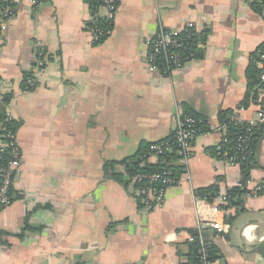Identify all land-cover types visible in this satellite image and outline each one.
I'll use <instances>...</instances> for the list:
<instances>
[{"label": "crops", "instance_id": "0c3cea01", "mask_svg": "<svg viewBox=\"0 0 264 264\" xmlns=\"http://www.w3.org/2000/svg\"><path fill=\"white\" fill-rule=\"evenodd\" d=\"M31 1L19 0L0 36V95L11 96L4 110L18 124L21 158L20 199L0 208V264H186L190 238L213 245L215 264H264V194L250 193L264 183V139L248 179L215 154L219 114L249 122L262 98L259 87L247 96L251 56L264 44V16L251 0H116L100 44L85 29L86 0ZM189 23L207 31L200 59L168 78L151 74L147 42L160 27ZM37 41L45 68L28 91L23 75ZM189 114L207 125L192 144L190 181L145 213L120 162L170 137ZM212 187L237 192L218 236L198 226L192 199Z\"/></svg>", "mask_w": 264, "mask_h": 264}, {"label": "built area", "instance_id": "2783aa9c", "mask_svg": "<svg viewBox=\"0 0 264 264\" xmlns=\"http://www.w3.org/2000/svg\"><path fill=\"white\" fill-rule=\"evenodd\" d=\"M7 7L0 13V36L1 33L8 29L12 19L15 16L19 0H2ZM44 0H32L34 6L39 5ZM89 6V5H88ZM116 0H100L95 7L89 6L90 19L85 25L86 32L90 35L93 44L97 43L104 35L109 37L111 31L100 30L93 25H88L97 19H105L109 23H113L117 11ZM103 11V15L101 14ZM206 30L198 31L194 24L189 23L179 31L167 30L160 27L147 42L148 52L145 58L146 66L151 74H160L164 77H170L174 72L182 69L188 62L187 57L182 54L185 41L194 35L202 36ZM204 36V35H203ZM207 35H205L206 41ZM264 46V44H263ZM258 67L260 69L259 81L264 84V51L257 52ZM46 52L43 43L35 42L33 44V65L31 71L33 77L27 82L29 87H35V75L42 74L45 68ZM261 101L253 119L249 122H243L237 117H232L231 121L234 126H244L242 131L238 132L233 138L225 136L226 129L223 130L224 135L215 147L216 157L230 165L239 166V160H244L252 154L250 150L251 135L258 131L260 138L264 139V88L261 90ZM3 101V95H0V104ZM7 115L6 121H12ZM199 121L192 116H181L174 133L169 139L154 143L148 146L147 151L142 156V160L154 159L161 165L169 167H179L181 173L174 177L173 169H164L157 173H138L132 179L134 185V194L138 199L140 208L149 213L159 207L164 202L166 191L169 188L181 187L185 181H190L188 174V162L191 157L192 144L194 140L201 135ZM224 128V126H222ZM9 138V142L0 148H9L10 161L0 166V208H7L12 203L7 196L8 190L18 191L16 189V176L20 174L21 158L18 145L16 143V133H6L2 136ZM174 151L176 160L167 161L163 156L166 153ZM235 152V153H234ZM252 195L257 196L264 194V183H258L250 190ZM19 192V196H20ZM193 203L197 211L198 226H210L216 232V235H222L228 229L226 218L232 205V199L227 194H217L212 202L198 194L197 191L192 192ZM207 214L212 219H208ZM217 217H221V221H216ZM223 219V220H222ZM194 238H190L192 242ZM200 240V239H199ZM199 258L201 264H215L202 247L199 250Z\"/></svg>", "mask_w": 264, "mask_h": 264}, {"label": "trees", "instance_id": "16d2710c", "mask_svg": "<svg viewBox=\"0 0 264 264\" xmlns=\"http://www.w3.org/2000/svg\"><path fill=\"white\" fill-rule=\"evenodd\" d=\"M88 5L91 7H95V5H97L100 0H86ZM252 10L256 13L259 14H263L264 16V0H251V2L249 3ZM7 7L6 3L3 2L2 0H0V13L3 9H5ZM93 25V27H97L100 30H105V31H112L113 29V24L109 23L107 20L105 19H97L92 23L88 24ZM204 35V36H203ZM202 36L198 35H194L193 37H191L190 39H187L185 41V46L183 47L182 50V54L189 58L188 61H193V60H198L201 57V50L205 44V35H207V31L203 33ZM108 37L106 35H104L102 38H100V40L95 43V44H100L102 42H104ZM260 51H264V46L261 45L256 52H254L251 56V62L254 64H252L251 68L248 70V77L250 79V85L248 87V95H252L251 93L253 92V89L255 87H259V90H263L264 88V84H262L259 81V73H260V69L258 67V58H257V52ZM33 77V73L31 70H29L28 72L24 73L23 75V81H22V89L24 90H32L33 87H29L27 85V82L30 78ZM257 77V78H256ZM11 96L9 95H4L3 96V101L0 104V141L2 142V145H5L9 142V138L3 137L2 136L6 133H16L18 124L15 123L13 120L12 121H6L7 119V115L6 112L4 110L5 105L8 104L9 100H10ZM254 98V96H253ZM243 108V107H241ZM231 112L225 111V112H221L219 114V121L220 124L222 126H224V128L226 129L225 132V136L229 137V138H233L238 132L242 131L244 126H234V124L231 121ZM189 116H192L193 118H195L196 120H198L199 123V128H200V133L203 134L207 131V125L206 122L202 119L199 118L196 115H192L189 114ZM230 116V117H229ZM171 137V136H170ZM170 137H168L167 139H169ZM260 138V134L258 133V131H255L252 135H251V142H250V150L252 152V154H250V156H247L244 160H239V167L240 170L242 171V175L245 177V179H248L249 176V171L255 166V153H256V147H257V142L258 139ZM166 140V139H165ZM148 146H146L144 149H142L143 154H140L137 158H133L130 160H124L122 162H120L121 165H123L125 167V173L127 176H129L131 179L138 173H157V172H161L164 169H173V175L174 177H177L180 175L181 173V169L179 167H169V166H165V165H161L158 161L154 164H148L145 161L142 160V156L145 154V152L147 151ZM235 153V152H234ZM167 161H171L172 160H176V156L174 151L172 153H166L163 156ZM10 155H9V148H7L6 146L3 148H0V166L5 165L8 161H10ZM112 164H107V166L109 167ZM114 178H116L117 180H120V176L115 174ZM0 186H1V178H0ZM199 195L205 197L207 199L208 202H212L213 199L217 196V189L215 187L212 188H207L204 190H198L197 191ZM237 192L235 190L230 191L227 195L229 196L230 199H232L234 197V195ZM237 195V194H236ZM7 196L9 198V201L11 203L17 201L20 199L19 196V192L18 191H12L11 189L8 190ZM25 231H31V232H36L39 231V228H32L29 227L26 224V228ZM0 236H2L0 234ZM189 247H190V253H189V257H188V261L186 264H201L200 263V258H199V250L204 247L205 250L207 251L210 260L211 261H215V249L213 248V245L208 242L205 241L203 238H200V240L198 239V241H196V239L194 238L192 242H189ZM7 245L6 242L1 241V237H0V246H5Z\"/></svg>", "mask_w": 264, "mask_h": 264}, {"label": "water", "instance_id": "95a60500", "mask_svg": "<svg viewBox=\"0 0 264 264\" xmlns=\"http://www.w3.org/2000/svg\"><path fill=\"white\" fill-rule=\"evenodd\" d=\"M18 178V175L16 176V179ZM15 179V180H16ZM203 230H210V227L209 226H206L204 228H202ZM197 232L194 233V235L196 236ZM196 241H198V238H196Z\"/></svg>", "mask_w": 264, "mask_h": 264}]
</instances>
